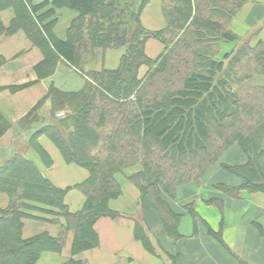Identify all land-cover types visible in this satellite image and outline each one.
I'll return each mask as SVG.
<instances>
[{
  "label": "trees",
  "instance_id": "1",
  "mask_svg": "<svg viewBox=\"0 0 264 264\" xmlns=\"http://www.w3.org/2000/svg\"><path fill=\"white\" fill-rule=\"evenodd\" d=\"M147 2L53 0L29 5L28 0H0V12L10 10L14 16L8 29L0 25V34L24 31L44 52L41 67L47 75L62 58L86 76L80 93L51 90L56 111L65 117L58 127H46L41 133L49 136L68 163L90 173L79 187L85 205L71 214L64 204L66 192L55 188L25 158H15L1 169L0 193L8 194L11 204L0 211V264H36L44 251H61L69 231L75 233L73 253L95 247L96 221L117 216L109 209L110 201L120 196L115 174L137 165L142 171L135 182L141 180L143 197L148 196L167 231H176L173 221L179 216L161 197H173L179 186L199 185L233 146L245 154L247 163L225 170L243 185L219 187L232 197L243 190L264 192L259 170L264 87L254 83L256 75L264 76V44L247 43L237 53L230 45L240 40L232 30L234 20L246 4L257 0H164L166 28L158 32L141 24ZM65 8L77 16L65 39H60L51 31L57 21L45 22ZM152 38L165 46L156 60L145 53V43ZM228 46L233 49L226 52ZM121 48L126 52L117 70L85 72L97 50ZM234 55L227 68L225 62ZM237 61L234 72L230 69ZM3 64L0 56V67ZM143 66L149 72L141 79ZM25 202L61 213L66 225L59 239H21ZM140 233L139 227L137 236L143 239Z\"/></svg>",
  "mask_w": 264,
  "mask_h": 264
},
{
  "label": "crops",
  "instance_id": "2",
  "mask_svg": "<svg viewBox=\"0 0 264 264\" xmlns=\"http://www.w3.org/2000/svg\"><path fill=\"white\" fill-rule=\"evenodd\" d=\"M35 5L53 0H32ZM164 0H148L141 12V24L150 32L166 28L163 16ZM77 14L62 10L55 34L65 39L67 29ZM13 14H0V24L9 28ZM240 40L255 47L264 44V0L246 4L232 25ZM233 47H226L229 52ZM96 53V61L88 71H115L126 50L108 49ZM165 52L157 39L145 43V53L156 60ZM0 171L15 158H25L55 188L65 191L64 204L71 214L82 211L86 197L79 189L89 178L86 169L68 163L59 148L44 132L46 127H58V112L49 96L51 90L62 93H80L86 87L84 74L60 58L54 70L47 75L41 67L45 54L20 30L0 36ZM100 58V59H99ZM149 72L143 66L139 77ZM264 76L256 75L254 83L264 87ZM263 156L259 170L264 178ZM247 157L237 147L228 149L220 161L204 176L199 185L178 190L173 199L162 196L172 212L176 231H167L149 200L141 203L138 191L125 185V194L111 202L116 217L96 221L94 231L97 245L80 253H73L75 233L69 231L61 251H44L36 264H264V192L243 190L232 197L219 186L241 187L243 181L225 170V167L243 166ZM11 199L0 193V211H7ZM22 223L21 239L28 241L40 236L59 239L66 221L58 210L33 202ZM141 229L144 238L137 236ZM194 245L193 249L191 246Z\"/></svg>",
  "mask_w": 264,
  "mask_h": 264
},
{
  "label": "rangeland",
  "instance_id": "3",
  "mask_svg": "<svg viewBox=\"0 0 264 264\" xmlns=\"http://www.w3.org/2000/svg\"><path fill=\"white\" fill-rule=\"evenodd\" d=\"M133 1H135V0H130V3H132ZM122 2L123 3H125L126 2V0H122ZM28 4L29 5H32V0H28ZM62 10H65V11H71V10H69V9H67V8H65V9H60V10H57V11H55V13H54V16L52 17V18H50L49 20H47V22H45V23H51L52 21H58V19L60 18V17H62ZM7 11H10V10H7ZM7 11H4V12H7ZM242 11V10H241ZM241 11L239 12V14L241 13ZM4 12H0V14L1 13H4ZM11 13H12V11H10ZM13 14V13H12ZM40 13H38V15H39ZM239 14L237 15V17L239 16ZM37 15V16H38ZM36 17V16H35ZM236 17V18H237ZM13 19H14V16H13ZM12 19V20H13ZM75 19V18H74ZM73 19V20H74ZM11 20V21H12ZM73 20H72V22H73ZM46 21V20H45ZM71 22V23H72ZM1 25V24H0ZM55 25V26H54ZM56 25H57V22H56V24L54 23L52 26H54L53 28L55 29L56 28ZM3 27V26H2ZM5 28V27H4ZM54 29H52L51 31L55 34V32H54ZM69 29V28H68ZM67 29V30H68ZM230 29H231V27H230ZM6 33V32H5ZM5 33H2V34H0V36H2V35H5ZM67 33V32H66ZM7 34V33H6ZM8 35V34H7ZM231 46L232 45H234V47L236 48L235 49V52L237 53L238 51H240L241 49H243V48H245V47H247V41H244V40H238V42L236 43H234V44H230ZM99 50H101L102 52H104V50H102V49H99ZM98 51V50H97ZM101 51L99 52V54H98V56L100 57V55H101ZM236 58V56L234 55L232 58H230L229 60H227L226 62H225V65H226V67L227 68H229V66L231 65V63H232V60H234ZM100 59V58H99ZM96 61V57H95V60L92 62V64L94 63ZM237 63V64H236ZM92 64H90V65H88V66H91ZM239 61H237V62H235V63H233V66L231 67V69L230 70H232V69H234V72H236V70H238V67H239ZM87 66V67H88ZM87 67L85 68V72L87 73ZM233 71V70H232ZM233 76H236L235 74H233ZM237 77V76H236ZM233 79V78H232ZM264 79V78H263ZM233 83V82H232ZM234 83H235V81H234ZM224 154V153H223ZM222 154V155H223ZM219 161H220V159H219ZM76 165V164H75ZM78 166V165H77ZM85 169V168H84ZM141 171H142V167L140 166V165H137V166H134V167H130V168H127V169H124L122 172H119V173H116L115 174V176H114V179H115V181H116V183L119 185V188H120V196L117 198V199H115V200H112V201H110V203H109V209L112 211V212H115V211H113L112 210V208H111V202H113V201H119L120 199H122V197H124V194H125V185H130V186H132V187H134L137 191H138V193H139V197H140V200H141V203H142V201L143 200H148V196H145V197H143V195H142V192H141V188H140V186H141V180H138V178H137V180H138V182L139 183H137V182H135V178L137 177V176H139L140 174H141ZM89 173V172H88ZM89 177H90V173H89ZM89 179V178H88ZM204 179V177H202V179H201V183H202V180ZM87 182V181H86ZM200 183V184H201ZM189 185H194V184H188V185H184V186H179V187H177V190H176V193H175V195L173 196V197H171V198H175L176 196H177V192H178V190L180 189V188H182V187H185V186H189ZM151 192V191H150ZM170 197V196H169ZM155 212H157V211H155ZM115 213H117V212H115ZM61 214V213H60ZM59 214V215H60ZM158 214V213H157ZM62 216V215H61ZM159 216V215H158ZM163 225V224H162ZM66 240V239H65ZM39 260V259H38ZM37 260V261H38Z\"/></svg>",
  "mask_w": 264,
  "mask_h": 264
},
{
  "label": "built area",
  "instance_id": "4",
  "mask_svg": "<svg viewBox=\"0 0 264 264\" xmlns=\"http://www.w3.org/2000/svg\"><path fill=\"white\" fill-rule=\"evenodd\" d=\"M65 117V114L64 113H60L59 115H58V118H64Z\"/></svg>",
  "mask_w": 264,
  "mask_h": 264
},
{
  "label": "bare ground",
  "instance_id": "5",
  "mask_svg": "<svg viewBox=\"0 0 264 264\" xmlns=\"http://www.w3.org/2000/svg\"><path fill=\"white\" fill-rule=\"evenodd\" d=\"M194 245L191 246V248L193 249ZM195 248V247H194Z\"/></svg>",
  "mask_w": 264,
  "mask_h": 264
}]
</instances>
